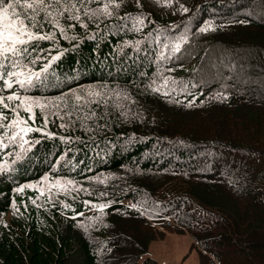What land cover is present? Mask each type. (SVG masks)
I'll return each instance as SVG.
<instances>
[{"label":"trees","instance_id":"16d2710c","mask_svg":"<svg viewBox=\"0 0 264 264\" xmlns=\"http://www.w3.org/2000/svg\"><path fill=\"white\" fill-rule=\"evenodd\" d=\"M79 15L31 54L37 71L51 61L42 83L0 93L46 105L29 143L0 147V264H137L148 248L116 222L167 218L197 264H264V0H91Z\"/></svg>","mask_w":264,"mask_h":264},{"label":"snow or ice","instance_id":"6c2138e0","mask_svg":"<svg viewBox=\"0 0 264 264\" xmlns=\"http://www.w3.org/2000/svg\"><path fill=\"white\" fill-rule=\"evenodd\" d=\"M91 0H0V93L13 89L18 85L21 90L27 91L37 83H42V76L51 66V61L43 64L37 71L35 65L43 59L42 56L33 57L31 54L37 50L43 52L44 49H38L42 41L56 42V33L59 31L61 36H66V28L61 20L79 21L81 8ZM79 5V6H78ZM108 4L101 10L104 14L111 15L108 11ZM187 11V9H185ZM85 14L87 10H85ZM95 14V11L92 13ZM142 23V20L139 21ZM74 25H69L72 27ZM207 28H201L206 31ZM185 40V37H180ZM168 47V45H164ZM181 44L175 43L172 52H178ZM50 51V50H49ZM53 56L52 60L58 59ZM99 95V93H88ZM83 100V97L76 96V101ZM93 101H90V103ZM40 105V102L33 97L21 95L19 92L11 91V94L5 96L0 94V106L4 110L12 113L13 118H9L4 111H0V147H8L9 144L17 142L23 144L29 143L25 137L33 131H41L40 128H32L28 121L35 120L33 108ZM41 111L46 105H40ZM55 112L51 115L59 116V105H54ZM20 110L27 113V119L20 116ZM66 115L71 116L68 112ZM95 115V113H93ZM87 118V117H86ZM49 117L43 115L44 126H47ZM61 127L67 125L61 124ZM5 140L8 144H5ZM60 180L56 181L59 185ZM68 183H72L68 181ZM103 207V206H101Z\"/></svg>","mask_w":264,"mask_h":264},{"label":"rangeland","instance_id":"374dc122","mask_svg":"<svg viewBox=\"0 0 264 264\" xmlns=\"http://www.w3.org/2000/svg\"><path fill=\"white\" fill-rule=\"evenodd\" d=\"M168 192L167 188H164ZM118 229H122L129 236H136L140 240L142 246L148 248V254L139 257L137 264L144 263L146 258H153L156 264H197L198 255L195 247H192L190 236L179 234L173 229H165L161 222H156L158 230H151L143 226L139 222H116ZM128 228V230H127ZM163 229V230H161ZM112 230V229H111ZM107 232L108 238L113 237L115 229Z\"/></svg>","mask_w":264,"mask_h":264}]
</instances>
